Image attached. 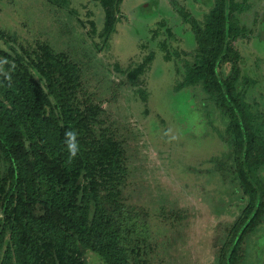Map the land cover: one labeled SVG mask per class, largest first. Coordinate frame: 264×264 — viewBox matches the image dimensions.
Segmentation results:
<instances>
[{"label": "rangeland", "instance_id": "obj_1", "mask_svg": "<svg viewBox=\"0 0 264 264\" xmlns=\"http://www.w3.org/2000/svg\"><path fill=\"white\" fill-rule=\"evenodd\" d=\"M176 1L200 21L213 3ZM249 2L239 15L248 36L235 46L242 74L255 79L245 88V101L264 111V56L258 50L264 52V42L256 41L252 21L264 12V0ZM70 6L76 14L46 0H0V28L78 66L79 105H98L94 132L111 138L120 153L110 178H98L105 182L100 193L111 191L136 216L144 233L133 235L139 264H225L226 242L247 197L232 173L222 109L199 85L174 90L183 73L175 53L195 47L189 25L171 0H123L116 31L102 46L100 3L71 0ZM0 48L8 50V44L0 40ZM150 54L148 67L131 82L127 72ZM43 257L44 264H57L46 250ZM82 257L85 264H104L90 251ZM237 264H264V220L242 239Z\"/></svg>", "mask_w": 264, "mask_h": 264}, {"label": "trees", "instance_id": "obj_2", "mask_svg": "<svg viewBox=\"0 0 264 264\" xmlns=\"http://www.w3.org/2000/svg\"><path fill=\"white\" fill-rule=\"evenodd\" d=\"M46 1L77 13L71 0ZM95 1L103 10L98 35L107 46L123 0ZM171 4L195 41L192 52L175 53L183 73L174 90L199 85L228 120L232 173L247 197L224 254L225 264H237L242 239L264 220V111L245 101L252 83L241 74L234 45L245 36L238 14L247 0H214L201 21L176 0ZM0 40L8 44L0 48V264H44L45 250L57 264H85V251L104 264H139L133 235L144 233L136 216L111 191L100 193L105 182L98 178H110L120 153L111 138L94 132L98 105H79L78 66L1 28ZM151 60L152 54L130 69L128 79L134 82Z\"/></svg>", "mask_w": 264, "mask_h": 264}, {"label": "flooded vegetation", "instance_id": "obj_3", "mask_svg": "<svg viewBox=\"0 0 264 264\" xmlns=\"http://www.w3.org/2000/svg\"><path fill=\"white\" fill-rule=\"evenodd\" d=\"M214 1V0H213ZM213 4V3H212ZM212 6V5H211ZM211 6H210V8H211ZM247 6H248V8H247V10L250 8V2H249V0H247ZM246 10V11H247ZM209 11V10H208ZM246 11H244V12H246ZM244 12H242V13H244ZM241 13V14H242ZM241 14H238V18H239V15H241ZM254 20L257 22V25H256V27H257V34H256V41L257 40H261V41H263L264 42V39L263 38H261V32L262 31H264V12L262 13V15L260 16V17H258L257 19H255V18H253L252 19V21L254 22ZM239 21H240V19H239ZM241 23V22H240ZM245 28H246V31H245V36H248L247 35V33L249 32V28L247 27V26H245ZM193 35V34H192ZM244 37V36H243ZM243 37H240V38H243ZM238 40V39H237ZM236 40V41H237ZM235 41V42H236ZM234 45H235V43H234ZM236 47V46H235ZM257 47V46H256ZM195 48V47H194ZM238 50V49H237ZM259 51H260V53H261V55L260 56H264V52L262 51V50H260V49H258ZM239 51V50H238ZM240 53V52H239ZM240 55H241V53H240ZM241 60H242V56H241ZM241 60H240V66H241ZM241 74H242V72H241ZM242 76L243 77H245L247 80H249L250 81V83H254L255 82V79L254 78H250V77H247V75L246 76H244L243 74H242ZM251 85V84H250ZM249 85V86H250Z\"/></svg>", "mask_w": 264, "mask_h": 264}, {"label": "water", "instance_id": "obj_4", "mask_svg": "<svg viewBox=\"0 0 264 264\" xmlns=\"http://www.w3.org/2000/svg\"><path fill=\"white\" fill-rule=\"evenodd\" d=\"M261 38L264 39V31L261 32Z\"/></svg>", "mask_w": 264, "mask_h": 264}]
</instances>
